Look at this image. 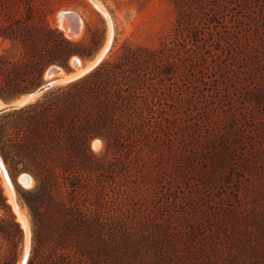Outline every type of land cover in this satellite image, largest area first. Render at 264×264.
I'll return each instance as SVG.
<instances>
[{
    "label": "trees",
    "instance_id": "1",
    "mask_svg": "<svg viewBox=\"0 0 264 264\" xmlns=\"http://www.w3.org/2000/svg\"><path fill=\"white\" fill-rule=\"evenodd\" d=\"M30 2L0 0V39L19 53L15 60L0 53L3 101L37 88L51 65L69 69L72 57L87 59L97 49L96 31L89 41H73L34 17ZM170 2L176 15L167 40L156 46L126 43L114 59L0 114L1 156L35 181L19 198L31 223L25 264H145L156 243L152 232L139 228L141 216L149 220L141 212V191L151 184L144 156L161 155L166 143L185 133L180 128L185 122L199 126L222 118L215 105L213 118L206 108V116L201 111L193 118L199 109L193 100L207 96L203 86L222 69L223 52L232 56L234 49L236 57L245 45L246 56L263 59V50L255 51L256 45L252 49L239 35L249 0ZM261 97L255 91L246 99L253 106L251 100ZM93 139L104 142L102 152L92 150ZM0 210V236L14 252L23 231L1 187ZM0 264L12 263L0 256Z\"/></svg>",
    "mask_w": 264,
    "mask_h": 264
},
{
    "label": "rangeland",
    "instance_id": "2",
    "mask_svg": "<svg viewBox=\"0 0 264 264\" xmlns=\"http://www.w3.org/2000/svg\"><path fill=\"white\" fill-rule=\"evenodd\" d=\"M30 5L34 17L44 18L61 31L59 15L75 12L79 29L77 32L68 29L76 36L69 38L73 41H89L96 31L97 49L90 58L72 57L69 69L60 68L61 72L48 71L51 65L42 83L54 77L59 79L62 72L73 74L77 70L73 58H79L83 65L91 63L109 37L108 49L94 67L104 59H114L126 43L158 45L171 36L176 15L170 0H32ZM244 14L243 32H239L242 41L252 42L253 46L249 47L253 49L256 45L255 51L264 52V0H249ZM244 47L237 49L239 56L236 57L234 49L232 56L230 50L222 53L225 55L218 60L222 69L213 71V81L203 86L208 90L207 96L193 100L200 109L194 108L193 118L197 119L201 111L205 113V108L209 109L206 113L210 116L213 105V111H218L217 116L222 118L202 120L199 126L190 125L191 121L189 126L183 123L180 128L185 133L176 134L166 143L161 155L143 158L149 166L144 176L151 184L141 191V212L147 213L149 220L141 216L139 228L146 235L147 231L148 235L152 232L149 238L156 243L152 245L154 255L147 256L145 264H264V57L259 61L254 56H246ZM0 53L12 60L19 56L18 49L2 39ZM226 62L230 65L223 69ZM204 72L208 73L206 69ZM65 83L59 81L54 86ZM183 83L187 88V82ZM255 91L261 92L262 97L259 101L250 99L254 102L252 106L246 98ZM0 101L4 102L1 98ZM227 115L235 116V120L230 121ZM236 132L242 137L233 140L232 133ZM98 140V145L91 147L96 153L105 149L104 142ZM0 161L5 163L1 154ZM6 163L14 201L5 192L1 172L0 187L22 228L23 238L13 252L0 236V256L9 257L12 264H20L25 249L27 256L31 250V223L27 207L19 198L35 181L32 178L30 188L22 186L18 178L27 171ZM16 209L26 221L27 244Z\"/></svg>",
    "mask_w": 264,
    "mask_h": 264
},
{
    "label": "bare ground",
    "instance_id": "3",
    "mask_svg": "<svg viewBox=\"0 0 264 264\" xmlns=\"http://www.w3.org/2000/svg\"><path fill=\"white\" fill-rule=\"evenodd\" d=\"M97 2H94V4H96ZM98 5V4H97ZM100 5V4H99ZM101 7V6H100ZM99 6H98V8H100ZM104 10V9H103ZM105 12V11H104ZM75 13V12H74ZM74 13H72V12H64L63 14H60L59 15V24H60V28L64 31V34L68 37V38H76V36H74V34H72V32L71 31H69L68 30V28H66V25H65V18L66 17H68V16H70V17H72V18H76L77 16L74 14ZM106 15V14H105ZM82 20V19H81ZM110 28V27H109ZM110 30L112 31V28H110ZM81 31V30H80ZM110 32V31H109ZM82 33V32H81ZM108 35V34H107ZM112 35V34H111ZM111 35H109V36H111ZM108 37V36H107ZM109 42H110V37L106 40V43H105V45H104V47H103V49H102V51L99 53V54H97V56L93 59V60H91V63H89V64H87L86 65V63H85V65H83V64H80L81 62H79L80 60H79V58H78V60H77V58H73V60L75 61V63H77V64H79L80 65V67H79V69H77L73 74H66V73H59V79L57 80V81H55V83L54 84H57V83H59V81L60 82H69V81H71V80H74V79H76L79 75H84L85 74V72H87L88 70H91V68H93L99 61H100V59H102L103 57V55H105V52L107 51V49H108V46H109ZM77 57V56H76ZM49 70H52V69H49ZM48 70V71H49ZM84 73V74H83ZM81 75V76H82ZM52 77V76H51ZM80 77V76H79ZM74 78V79H73ZM71 79V80H70ZM68 80V81H67ZM39 95H41V93H38V94H35V95H26V96H23L22 98H20L19 100H17V101H15V104L16 105H18V107L19 106H22V105H24L26 102H30V101H32L33 99H35L37 96H39ZM5 106V104L3 103V102H1L0 101V108H2V107H4ZM1 162V161H0ZM3 165H4V168H5V171H6V173H7V178L5 177V175H4V173H3V171H2V169H1V167H0V172L2 173V175H3V183H4V186H5V188H6V193H7V195L10 197V200H13L14 201V198H13V188H12V184H11V179H10V175H9V173H8V170H7V168H6V166H5V164L4 163H2ZM23 176H24V173H21V175L19 176V178H18V180L20 181V183L21 184H23V182H24V178H23ZM6 180H5V179ZM8 182V183H7ZM33 183V179H32V177H29V184L31 185ZM12 202V201H11ZM13 204H14V202H12ZM17 205V204H16ZM15 205V208L17 207ZM18 209V208H17ZM17 209L15 210V212L17 213V217H18V221L21 223V225L23 226V228H24V230H25V241H26V244H27V242H28V233H27V225H26V221H25V219L23 218V217H21V216H23V215H21L20 216V214L18 213V211H17ZM25 255L23 256V258H22V260H21V263L20 264H25V262H26V260H27V258H28V256H27V253H28V250L27 249H25Z\"/></svg>",
    "mask_w": 264,
    "mask_h": 264
},
{
    "label": "water",
    "instance_id": "4",
    "mask_svg": "<svg viewBox=\"0 0 264 264\" xmlns=\"http://www.w3.org/2000/svg\"><path fill=\"white\" fill-rule=\"evenodd\" d=\"M64 22H65L66 28H68V29H70V30H72L74 32L78 31L79 24L77 23V19L76 18H72V17L68 16V17L65 18ZM79 67H80V65L76 63L75 69H79ZM49 69H52V71L61 72L60 67L55 66V65L51 66ZM57 80H58V78H56V77L51 78L50 80H48L46 82H43L41 85H39L34 90H32V91H30L28 93L22 94L19 97H17L16 99H13V100H10V101H4L3 103L5 104V106L0 108V114L5 112V111L17 108L18 105L15 104V101L19 100L23 96L35 95V94H38V93L42 94V93L46 92L47 90H49L50 88H52L54 86V83ZM26 103H28V102H26ZM98 141H99L98 139H93L91 141V147L95 148L98 145ZM0 167H1L5 177L7 178V173L5 171V168H4V165L2 164V162H0ZM22 173H24V176H23L24 182H23L22 186H24L26 188H30L31 185L29 184V177H32L31 174L28 173V172H22Z\"/></svg>",
    "mask_w": 264,
    "mask_h": 264
}]
</instances>
